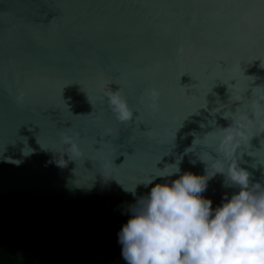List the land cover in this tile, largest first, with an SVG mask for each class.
Segmentation results:
<instances>
[{"label": "water", "instance_id": "water-1", "mask_svg": "<svg viewBox=\"0 0 264 264\" xmlns=\"http://www.w3.org/2000/svg\"><path fill=\"white\" fill-rule=\"evenodd\" d=\"M233 164L264 191V0H0V196L136 204L179 168L215 208Z\"/></svg>", "mask_w": 264, "mask_h": 264}, {"label": "clouds", "instance_id": "clouds-1", "mask_svg": "<svg viewBox=\"0 0 264 264\" xmlns=\"http://www.w3.org/2000/svg\"><path fill=\"white\" fill-rule=\"evenodd\" d=\"M159 95L149 90L151 108H158ZM107 96L118 120L132 119L119 91ZM169 175L176 178L154 184L130 206L132 215L119 234L127 264H264V191L250 190L248 171L229 167L238 190L215 208L202 195L204 176L179 168Z\"/></svg>", "mask_w": 264, "mask_h": 264}, {"label": "trees", "instance_id": "trees-1", "mask_svg": "<svg viewBox=\"0 0 264 264\" xmlns=\"http://www.w3.org/2000/svg\"><path fill=\"white\" fill-rule=\"evenodd\" d=\"M132 205L105 196H0V264H127L119 234Z\"/></svg>", "mask_w": 264, "mask_h": 264}]
</instances>
